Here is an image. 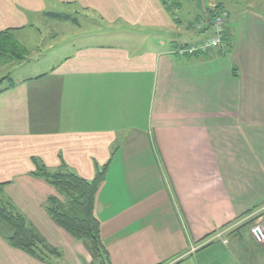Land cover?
Here are the masks:
<instances>
[{
    "label": "crops",
    "instance_id": "obj_1",
    "mask_svg": "<svg viewBox=\"0 0 264 264\" xmlns=\"http://www.w3.org/2000/svg\"><path fill=\"white\" fill-rule=\"evenodd\" d=\"M174 1L176 20L162 0H0V33L9 31L27 52L21 35L42 36V27L48 47L63 51L46 62L49 70L10 77L9 88L4 84L0 91V204L21 216L56 254L44 251L39 259L13 247V231L0 220V264H101L48 216L49 198L62 205L66 200L32 176L35 163L50 174L69 171L86 181L108 165L94 203L108 264H151L161 244L180 255L169 264L178 263L196 253L184 244L186 227L203 225L221 236L247 222L241 215L264 207V14L255 12L264 0H203L201 8L194 0ZM225 3L240 11L235 21L229 14L222 51L177 57L175 49L208 35L196 32L194 22ZM47 13L70 18L51 19ZM77 16L91 26L94 20L105 24L108 32L90 29L85 34L98 41H66V25L81 26ZM115 26L156 35L140 40L148 47L137 50L130 39L117 36ZM107 36L112 42L102 43ZM157 163L166 173V165H179L181 181H200L196 206L188 197L182 200L183 225L175 221L159 230L145 223L150 210L135 216L151 191L161 190L152 182L160 176ZM162 212L167 216V207ZM135 218L144 224L135 226ZM227 245L223 240L218 248Z\"/></svg>",
    "mask_w": 264,
    "mask_h": 264
},
{
    "label": "rangeland",
    "instance_id": "obj_2",
    "mask_svg": "<svg viewBox=\"0 0 264 264\" xmlns=\"http://www.w3.org/2000/svg\"><path fill=\"white\" fill-rule=\"evenodd\" d=\"M194 1L197 2L200 8L203 6V0ZM207 1L208 0H205V4H207ZM223 6V9L228 13V16L230 14L232 18L234 17L233 19L231 18V20L235 21V13L237 11H240L239 6L235 3H225V5ZM257 10L259 11L258 13L264 14V8H256L255 12H257ZM55 12L62 11L60 9H57L55 10ZM63 13L72 14V12L70 13L64 8ZM76 20L79 21L81 26L75 27V25L68 24L64 28L65 33L63 35V38L66 41L77 39V41L83 40V42H89L90 40L95 38L90 34H85V32L92 33V30L90 29H93V33L95 34H97L98 31H100V33L103 35L108 32V27H106L105 24L104 26H101V23L94 22L95 20L93 21V24L95 25L92 24V26L89 24V21L85 17L77 16ZM196 22L197 21H195L194 23ZM40 28V31H42L41 33H43L42 36L37 34V32L35 31L32 34L21 35V38H24V46L28 48L27 52L25 51L26 56H24L26 59L25 61L14 62L13 64L1 66L0 79L4 76H9L12 79L16 80L21 76H27L31 74L33 71L38 70L37 68H41V70H49V67L46 68L49 63L46 62L51 61L54 54H56L58 58L63 55V51H60L62 47H48V36L47 34H44V30H42V27ZM137 30H140V32H136ZM114 32H117V36H120L121 39H130L129 41L131 42L132 46H135L137 50H144L145 47H148V44H144L140 40H144L151 34L156 35L154 31L144 29H124L120 26H115ZM111 38L112 37L107 36L106 38H104V41H102V43L106 44L109 42L108 44H110L112 42ZM94 40L98 41L96 38ZM178 43L181 44L182 40H180ZM58 44L59 42L56 43V45ZM68 45L69 44L66 43L63 46ZM165 167L170 169V173L164 172L166 169H163L164 167L161 163H157V170L160 176L158 178V181H152L157 185L156 188L161 190L151 191L152 196L150 198V201L147 202V205L144 208L141 207L138 213L135 212L136 216V214H144L150 210V218H145V223L149 222L150 220L151 224L154 227L157 226L159 230H162L163 225H168L169 227L171 225L173 226V223L175 221L180 225H183V222H181L182 212L180 211L183 207L182 200L188 197L190 203L193 202V205L196 206L195 203L197 202V197L195 191H199L200 183V181L196 179H183V181H181L178 178L179 165L177 164L176 166L166 165ZM152 189L155 190L154 188ZM129 192L130 194L136 193L135 191ZM147 192L149 191H139L136 194H146ZM114 193L120 194V192L117 191H114ZM130 197L133 200L137 199L133 198V196ZM165 207H167L168 209L167 216L163 212L159 213L160 210L162 211ZM138 209L139 208H136V211ZM245 214L246 213L241 215L240 221L242 219H247V222L251 221L252 219L254 220H252L248 225H244L246 223L244 222L241 225L242 227L234 229V231L228 232L227 234H222L221 236L217 235L219 233L218 230H213L212 228H208L203 225H201L199 229H194V231L190 230L187 227L186 229L182 228L185 235L184 244L186 245V242H188L189 249L192 246L195 247L196 253L194 255L192 254L191 256L186 254L181 259H178V263L175 262L174 264H246V262L248 261L246 259L247 257L251 258V264H264V246H261V244L255 245L253 242H251L250 240L252 239L248 230V228L250 229V227L256 223L264 225V207L258 209L257 211H254L253 213L251 212L247 215ZM248 216H250V218H248ZM130 219H133V217L131 216ZM133 223H135V226L140 223L141 225L144 224V222L142 221H139L138 223V221H136V218L134 219ZM204 228H206V231H203ZM139 230L140 229L137 228L135 230L136 233ZM197 230L200 231V235H197ZM198 236H200L199 239H197ZM223 240H226L228 242V245L222 246L223 250H220L218 247L221 246ZM234 244L235 246H240L241 244L242 245L241 248L232 250ZM159 248L161 252L160 256L158 258L154 256L152 258L151 264H169V262L171 263L175 261V259L180 256L176 255L175 253L169 252V247L166 245L164 246L163 244H161ZM207 248H209V250Z\"/></svg>",
    "mask_w": 264,
    "mask_h": 264
},
{
    "label": "trees",
    "instance_id": "obj_3",
    "mask_svg": "<svg viewBox=\"0 0 264 264\" xmlns=\"http://www.w3.org/2000/svg\"><path fill=\"white\" fill-rule=\"evenodd\" d=\"M162 1L171 16H173L172 12L177 8V3L174 0ZM215 7L219 8L220 6ZM211 11L212 9L208 10L206 14L210 15ZM46 16L57 20H68L70 18L66 15L50 13H47ZM24 56H26L25 50L15 43L9 31L0 33V66L24 61ZM10 82L9 76L1 78L0 89L4 84V89L9 88ZM35 165L36 172L32 176L45 180L57 189L66 200L64 205L53 198L47 200L46 212L50 219L73 238L82 242L93 259H97L101 264H108L107 252L100 240V225L94 216L96 193L105 178L108 165L102 167L91 181L81 179L69 171L50 174L43 166L36 163ZM0 220L13 231L12 236L9 238V242L13 247L28 252L39 259H42L44 251L56 254L47 249L43 242L26 227L21 216L12 213L1 204ZM251 221L246 222L244 225H248Z\"/></svg>",
    "mask_w": 264,
    "mask_h": 264
},
{
    "label": "built area",
    "instance_id": "obj_4",
    "mask_svg": "<svg viewBox=\"0 0 264 264\" xmlns=\"http://www.w3.org/2000/svg\"><path fill=\"white\" fill-rule=\"evenodd\" d=\"M176 13L175 9L172 12L175 20L178 19ZM229 24L228 13L220 7H213L210 15L207 14L197 20L193 26L196 32L202 33L205 31L208 35L199 43L178 47L175 49L174 54L182 58H195L202 55H213L222 51L224 43L229 36ZM249 232L254 243L264 244V225L256 223L250 227Z\"/></svg>",
    "mask_w": 264,
    "mask_h": 264
}]
</instances>
